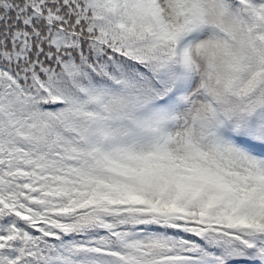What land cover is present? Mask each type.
<instances>
[{"label":"snow or ice","instance_id":"obj_1","mask_svg":"<svg viewBox=\"0 0 264 264\" xmlns=\"http://www.w3.org/2000/svg\"><path fill=\"white\" fill-rule=\"evenodd\" d=\"M0 264H264V0H0Z\"/></svg>","mask_w":264,"mask_h":264}]
</instances>
